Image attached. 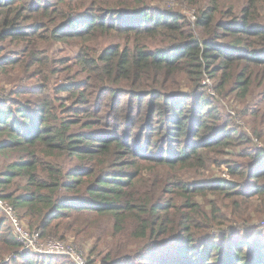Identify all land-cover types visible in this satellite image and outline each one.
Returning <instances> with one entry per match:
<instances>
[{"label": "trees", "instance_id": "trees-1", "mask_svg": "<svg viewBox=\"0 0 264 264\" xmlns=\"http://www.w3.org/2000/svg\"><path fill=\"white\" fill-rule=\"evenodd\" d=\"M236 1L0 0V196L25 228L88 264H264V0ZM20 249L0 211V264H73Z\"/></svg>", "mask_w": 264, "mask_h": 264}, {"label": "built area", "instance_id": "built-area-1", "mask_svg": "<svg viewBox=\"0 0 264 264\" xmlns=\"http://www.w3.org/2000/svg\"><path fill=\"white\" fill-rule=\"evenodd\" d=\"M190 20V19H189ZM194 20L192 16L191 22ZM207 81H205L206 83ZM204 83V84H205ZM213 95V94H212ZM0 211L4 214L15 240L19 243L20 252L29 251L33 254L48 257H65L73 264H88L86 257L74 245L54 238H41L38 230H29L24 227L13 207L0 196ZM264 225V222L261 223Z\"/></svg>", "mask_w": 264, "mask_h": 264}, {"label": "rangeland", "instance_id": "rangeland-1", "mask_svg": "<svg viewBox=\"0 0 264 264\" xmlns=\"http://www.w3.org/2000/svg\"><path fill=\"white\" fill-rule=\"evenodd\" d=\"M145 1L148 4L151 3V6L152 5H159L164 10H169V11L175 10V11H181L182 13L184 12L187 15L188 19L192 20L193 9H191V8H189L187 6L186 0H145ZM222 1L225 4L232 3L235 6V8L239 7V3L236 0H222ZM54 51H56L55 52L56 54H58L61 51L60 55H68L69 53H72L73 51H76V49H75V46L73 44L68 45V44L58 43V45H56L54 47ZM208 84H209V82H206V85H208ZM0 86H1V88H0V98L9 97V93L12 90H14L15 87H16L13 84H8V83H5V82H2L0 84ZM260 223H261V221L259 222V224ZM260 225H262V224H260ZM67 243H72V241H67ZM72 244H74V243H72ZM78 250L81 251L84 255L86 254L84 249L80 250L78 248Z\"/></svg>", "mask_w": 264, "mask_h": 264}]
</instances>
